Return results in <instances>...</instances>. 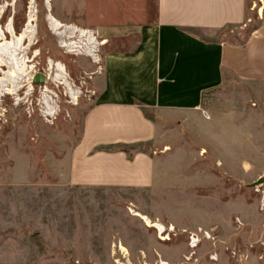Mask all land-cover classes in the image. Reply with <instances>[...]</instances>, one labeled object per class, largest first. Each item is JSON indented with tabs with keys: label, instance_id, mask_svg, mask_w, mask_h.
Returning a JSON list of instances; mask_svg holds the SVG:
<instances>
[{
	"label": "rangeland",
	"instance_id": "rangeland-1",
	"mask_svg": "<svg viewBox=\"0 0 264 264\" xmlns=\"http://www.w3.org/2000/svg\"><path fill=\"white\" fill-rule=\"evenodd\" d=\"M46 1L0 0V17L13 15L14 32L33 18L22 47L28 61L22 87L0 96V264H264V83L229 79L206 93L197 111L171 122L147 113L164 127L146 148L157 156L150 191L75 190L61 178L97 96L105 51L135 45L126 35L134 39L139 26L153 22L155 0H48L58 22L106 41L98 65L58 48ZM255 6L246 0L245 24L227 42L243 45L251 37L259 26ZM57 63L77 94L74 105L55 81ZM7 70L1 67L0 78ZM38 73L48 78L40 89L32 85ZM44 94L57 111L48 119L38 111ZM260 178L262 184L249 187Z\"/></svg>",
	"mask_w": 264,
	"mask_h": 264
},
{
	"label": "crops",
	"instance_id": "crops-1",
	"mask_svg": "<svg viewBox=\"0 0 264 264\" xmlns=\"http://www.w3.org/2000/svg\"><path fill=\"white\" fill-rule=\"evenodd\" d=\"M255 3L259 26L240 45L227 39L245 24L246 0H155L153 22L139 26L134 39L126 35L135 45L105 51L97 96L61 181L80 191L153 189L157 156L146 148L164 128L158 121L197 111L205 94L229 79L264 83V0Z\"/></svg>",
	"mask_w": 264,
	"mask_h": 264
},
{
	"label": "bare ground",
	"instance_id": "bare-ground-1",
	"mask_svg": "<svg viewBox=\"0 0 264 264\" xmlns=\"http://www.w3.org/2000/svg\"><path fill=\"white\" fill-rule=\"evenodd\" d=\"M45 5L47 10V19L49 21V25L51 26V32L58 38L57 39L58 48L60 49L66 48L68 50L67 52L68 54L76 56L75 48L77 46L80 47L82 44L86 43L88 47V53L94 59V65H98L99 60L93 55L95 48V41L91 36V32L85 29L77 28L73 25L61 24L51 16L50 5L48 3V0L46 1ZM32 23H33V18L28 17L25 28L19 34H15L11 20H9L7 24L5 31L6 33L0 29V72H2L1 67H6L8 69L6 73H3L4 78H0V96L3 95L2 97H5V95L7 96L15 95L22 87L20 84H18V80H21L20 77L26 74L27 72L26 66L28 62L27 59L24 58L22 55L24 52L22 47L24 45V41L28 39L30 36H32L30 35L33 30L30 29ZM67 33L68 35L66 36ZM5 34L10 36L8 42H6L5 40ZM105 43H106L105 41H102L99 45H104ZM28 45L29 46L31 45L30 41ZM48 67H49L48 71L52 70L53 66L51 62L48 63ZM65 73L66 72L64 66L60 63H57L55 66V73H54L55 81L60 85H64L67 89V93H68L67 95H69V97L76 102L77 94L75 93V91H73L70 88L71 86L68 82L69 79ZM65 75L67 78L65 77ZM46 79H48L47 76H45V80ZM29 86L31 87V85ZM30 92L31 90L27 91L25 95L28 96ZM14 100L16 103L19 102V100L17 99ZM41 104L43 110H45V112L49 116L51 115L53 116L55 114L56 111L55 108L53 107L55 106V102L51 101V97H49L47 94H44L42 96ZM133 216L143 221L147 227L156 229L159 234L163 232V228L160 225L150 222V220L146 218L144 215H141L138 212H133ZM160 264H169V263L161 261Z\"/></svg>",
	"mask_w": 264,
	"mask_h": 264
},
{
	"label": "built area",
	"instance_id": "built-area-1",
	"mask_svg": "<svg viewBox=\"0 0 264 264\" xmlns=\"http://www.w3.org/2000/svg\"><path fill=\"white\" fill-rule=\"evenodd\" d=\"M88 31H90L91 32V36H92V38L94 39V41H95V48H94V53H93V55L99 60V48L100 47H102V45H99L101 42H102V40H98L97 39V37H96V35H95V33L93 32V31H91V30H88ZM77 42V41H76ZM62 50H65L66 51V53L68 52V50L66 49V48H61ZM68 54V53H67ZM75 54H76V56H79V57H84V58H87V59H89L90 60V62L92 63V64H94V59H93V57H91L90 55H89V53H88V47H87V45H86V43L85 44H82L80 47H76L75 48ZM100 61V60H99ZM44 87V86H43ZM41 88V86L39 87V89ZM80 93V92H79ZM91 94H94V92L93 91H91L90 92ZM64 96L65 97H67V100H65V102L68 104V105H70V104H72V105H74L73 104V101H72V99L69 97V95H67L66 94V92H64ZM56 98H57V96H56ZM40 106V105H39ZM56 106H57V110H59V103H58V101H56ZM39 111V113L41 114V117H43L44 119H48V118H50V117H53L52 115L51 116H49L42 108H41V106H40V109L38 110ZM57 112V111H56ZM55 112V113H56ZM173 231H174V229H173V227H168L167 229H165V232H167L168 234L169 233H173ZM164 234V233H163ZM190 242L192 243V244H194L195 242H196V240H195V237L194 236H192V237H190Z\"/></svg>",
	"mask_w": 264,
	"mask_h": 264
},
{
	"label": "flooded vegetation",
	"instance_id": "flooded-vegetation-1",
	"mask_svg": "<svg viewBox=\"0 0 264 264\" xmlns=\"http://www.w3.org/2000/svg\"><path fill=\"white\" fill-rule=\"evenodd\" d=\"M3 15H4V12L2 13V15H1V17H0V29L2 30V31H6V27H7V24H8V22H9V20L11 19V21H12V27L14 26V17H13V15H7V17L4 19V21L2 20L3 19ZM15 28V27H14ZM21 29H23V28H21ZM21 29H19V30H16L15 29V33H19L20 31H21ZM6 33V32H5ZM9 40L10 39V36L9 35H7V34H5V40ZM37 43V42H36ZM36 43H34V44H36ZM26 45V44H25ZM28 50H30V49H28ZM42 75V74H41ZM44 76V79H45V75H43ZM33 85V84H32Z\"/></svg>",
	"mask_w": 264,
	"mask_h": 264
},
{
	"label": "water",
	"instance_id": "water-1",
	"mask_svg": "<svg viewBox=\"0 0 264 264\" xmlns=\"http://www.w3.org/2000/svg\"><path fill=\"white\" fill-rule=\"evenodd\" d=\"M44 82H45V79H44L43 75H41L39 73L34 75L33 80H32V84L34 86H41V85L44 84ZM262 181L263 180L260 178L258 181H256L255 183L251 184L249 187L254 188V187L262 184Z\"/></svg>",
	"mask_w": 264,
	"mask_h": 264
}]
</instances>
